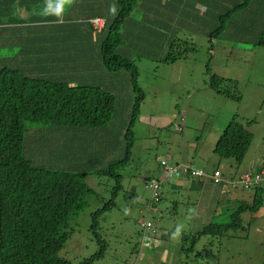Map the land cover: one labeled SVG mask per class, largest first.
Here are the masks:
<instances>
[{"label":"trees","instance_id":"16d2710c","mask_svg":"<svg viewBox=\"0 0 264 264\" xmlns=\"http://www.w3.org/2000/svg\"><path fill=\"white\" fill-rule=\"evenodd\" d=\"M43 1L41 10L38 9L35 13L36 16L39 20H58L54 21V24L59 26L58 22L62 19L56 17L55 8ZM254 2L255 0H218L211 4L210 0H114L115 15L110 11L112 5L108 14L104 10L93 11L94 13L89 14L90 17L82 16L79 18L81 21L73 20L71 25L72 16L79 12L87 16V11L93 8V0H83L77 9H72L70 18L63 19L65 24L69 22L64 28L72 33V40L82 50L75 52V58H72L69 64L64 67H61L60 63L57 66L48 64L32 71L27 70V67L15 70L7 67L0 69V264H72L71 261L60 258L59 254L71 235L68 231L71 221L88 207V199L95 192L86 183V173L64 172L47 167H56L55 162L37 166L30 158L33 152L47 157L50 150L46 148L47 143L58 135L69 134L63 130H74L76 133L86 131L92 136L91 145L94 141L99 142L98 145L101 143L102 137L97 135L105 125L111 126L112 129L121 128L124 133L117 145L123 148V154L110 163L109 167L97 171L99 176H109L116 180V186L112 200L94 213L92 227L99 228L97 219L112 208L116 195L123 189L121 172L128 169L126 166L132 157L135 142L132 128L139 118L141 103L144 100V93L138 81L140 71L125 43L128 36L132 35L127 33L128 23H134V46L149 47L151 52L161 56L160 63L174 64L197 51L191 39L183 37L190 24L198 29L202 28L209 38L211 49L218 38H235L250 43L255 48H264V22L260 23V33L255 32L250 21H258V17L247 13L252 9ZM156 3L164 5L162 13L154 9L153 5ZM204 5L212 7L201 14L200 7ZM25 6L27 10V5L23 4L17 11L20 13V9ZM45 7L49 11L48 16L41 15ZM140 10L144 12L142 20L136 17ZM8 16H11L9 19L12 18V26L32 21V18L26 15V19L19 18L18 21L21 22H16L12 9L0 21ZM95 18L105 21L101 32L95 31L90 23V20ZM33 19L37 21L38 18L33 16ZM4 22L7 24L8 20ZM59 42L60 40L58 45ZM87 49L91 51V56L85 53ZM210 64L211 59L207 65L210 88L229 99L240 101L238 85L233 86L236 81L211 73ZM63 73L64 75H61ZM108 84L115 88L119 85L121 89L117 94L106 91L102 86L107 88ZM129 90L133 91L135 96L132 102L123 108L121 99L124 97L121 95ZM118 111H122V117L129 120L116 127L112 120ZM49 132L63 133L54 136ZM77 139L84 144L82 146H86V137ZM29 141L31 145L28 144ZM252 142L251 131L238 117H234L216 143L214 152L223 159L235 160L237 167H240ZM117 147L115 146L114 150L107 149L108 154L116 152ZM64 151L63 157L62 154L55 155L56 159L64 160ZM79 153H83L82 148ZM99 153L101 154L98 159L109 156L101 151ZM69 156L66 159H74L76 162L75 152ZM161 167L164 169L165 180L177 178L174 175L166 176V169L163 165ZM74 168L76 167L71 169ZM204 178L219 187V192H224V186L229 185L223 175L224 182L220 184H215L213 179L207 176L197 178L189 174L183 175V179L194 183ZM154 180L160 184L158 200L153 198V203L149 206L156 211L154 206H159L162 201V184L165 180H162L161 176ZM151 181L146 184L149 189ZM253 191V203L242 200L238 209L230 215L229 223H211L195 233L194 237H191L192 246L188 249L182 247V254L189 255V251L194 252L200 237L221 238L231 230L238 231L242 228V214L247 211L257 214L264 204V187L259 186ZM94 235L100 245L99 251L79 264H96L105 257L107 240L103 239L99 230ZM186 240L188 237L183 239Z\"/></svg>","mask_w":264,"mask_h":264},{"label":"rangeland","instance_id":"374dc122","mask_svg":"<svg viewBox=\"0 0 264 264\" xmlns=\"http://www.w3.org/2000/svg\"><path fill=\"white\" fill-rule=\"evenodd\" d=\"M210 1L214 4L218 0ZM61 2L62 0H50L46 3L52 5L56 12ZM82 2L83 0H71L70 6L65 5L63 15L68 18L72 9H77ZM23 4L19 0H12L14 6L12 12L15 15L13 19L16 22H20L19 18L26 19L23 13L27 10L30 18L33 16L38 18L35 13L38 9L41 10V0L33 3L36 6L34 8L27 6L26 10V6L22 7L20 15L17 9ZM113 4L114 0H99L97 6L105 8ZM163 6L160 3L153 5L158 13L163 12ZM210 7L212 5H204L200 7L199 12L203 14ZM87 12L92 13L93 10ZM247 13L258 17L259 22H250L254 31L260 33V23L264 22V0H255L252 9ZM143 16L142 10L136 15L138 20H142ZM9 17L11 16L6 17L5 21L12 20ZM38 22L39 24L13 25L12 34H22L30 43L35 41L31 46L29 43V48H36L39 44L48 49L57 48L56 39L67 32H60L54 41H48L49 32L43 30L46 26L39 18ZM60 27L63 25L60 24ZM126 29L127 33L133 35L134 23H128ZM132 35L128 36L125 43L139 68L138 81L144 93V100L141 103L139 118L132 128L135 136L132 157L126 166L128 169L121 172L123 189L116 195L112 208L97 219L100 229L92 227L93 215L112 200L116 180L109 176H99L97 171L109 167L110 163L117 160L123 154V148L117 147L116 152L107 157L100 159L96 157L101 154L100 151L104 152L108 148L114 150L124 135L122 129L118 128L119 133L118 129L103 126L104 128L100 129L102 132L97 135L99 138L102 137L100 147L97 144L93 145L82 154L79 150L83 144L74 141L72 144H77L74 169L70 167L71 159L67 165L63 164L64 160L56 159L55 155L63 154L61 149L63 145L60 141L58 148L46 145V148L50 149L47 157H42L37 152H33L30 157L37 166L55 162L56 167H47L64 172L86 173V183L95 192L88 199V207L71 221L68 228L71 235L59 254L60 258L69 260L72 264H79L83 259L90 258L99 251L100 245L94 235L98 230L103 239L107 240L108 247L103 260L96 264H161L156 254L161 250L159 240L161 244L165 234L171 236L167 239L171 245H180L186 249L192 246L191 237L198 232L197 229L202 223L195 220L198 208L195 205H188L183 188L172 187L177 184L178 178L163 181L162 201L159 206H154L156 211L149 206L153 203L151 201L153 197L151 189L147 188L146 184L151 181L150 179H157L162 175L164 170L160 165L162 161L172 164L184 156L187 162L205 169L208 177L211 178L218 169L229 181V185L224 186L223 195L229 199L231 195H235L236 203L228 204L220 197L221 203L219 205L216 203L214 207L216 212H211L212 220L202 225L200 231L203 226L211 223H229L230 215L238 209L242 200L249 204L253 203L254 191L243 188L241 176L252 168L264 169V48H255L252 44L235 38L230 40L218 38L211 49L209 38L203 33L202 28L198 29L197 26L190 24L183 37L191 39L197 51L174 64L160 63L161 56L151 52L149 47L134 46L136 40ZM22 46L2 49V56L14 61L13 65L6 66L7 68L15 70L21 66L22 62L12 55L24 51ZM69 48L71 46L68 41L62 38L59 42V51L64 52V49ZM210 59L211 73L236 81L233 86L238 85L240 101L229 99L210 88V74L207 72ZM34 66L35 64L28 63L22 67L32 71ZM102 87L116 94L121 89L119 85L115 88L110 84L107 85L108 89L105 85ZM121 96L124 97L121 99V105L125 108L132 102L135 94L129 90ZM121 112L118 111L112 120L116 127L129 120L122 117ZM234 117H238L253 134V142L240 167H237L235 160L223 159L214 152L216 143ZM182 123L185 129L179 132V125ZM79 136L80 138L90 136L91 141L93 140L86 131H79ZM57 137L62 138V135ZM28 144L31 145V141ZM201 180L210 187L213 186L206 178ZM155 185L159 186L158 183ZM198 193L199 191H194L192 194L196 196ZM242 219L243 227L238 231L231 230L221 238L200 237L194 252L189 251V255L181 253L182 256L177 257L176 264H264V204L257 214L249 211L243 213ZM147 221L151 222L150 231L142 228ZM177 227L180 228V235L174 239L173 234ZM162 229L165 231H161ZM152 231L155 234H151ZM146 234H150L152 238L148 246L142 242ZM185 237H188V240L183 241Z\"/></svg>","mask_w":264,"mask_h":264},{"label":"crops","instance_id":"0c3cea01","mask_svg":"<svg viewBox=\"0 0 264 264\" xmlns=\"http://www.w3.org/2000/svg\"><path fill=\"white\" fill-rule=\"evenodd\" d=\"M16 1H18V0H16ZM41 1L43 4L44 1L43 0H41ZM45 1L48 2L50 0H45ZM19 2L24 3L27 6L30 5L32 7H36L33 3L37 2V0H19ZM93 2H94V5H93L92 10L94 12L104 10V11H106L107 14L109 13V6H105V8H102V7L97 6L99 0H93ZM11 9H12L11 0H0V19L4 18L6 13H9L11 11ZM94 12H92V13H94ZM28 13H29V11L27 13H23V16H26V15L28 16ZM89 14L90 13H88L86 16L84 13L79 12L78 14L72 16V19H71L72 22H70L71 25L73 23V20L81 21L79 18H81L82 16H85V18H88V17H90ZM20 15H21V13H20ZM60 18L62 19V21L60 20L58 22L59 26L54 24V21L57 22L58 20L53 21L52 19H49V18H44L43 20H40V22L46 26V28L43 30H45L46 32H49V36L47 38L48 41H54L60 32H62V33L67 32V33L61 35L58 39H56V41H59V40L62 41V38H64L65 40L68 41V44L71 46V48L68 49L69 51L64 49L63 50L64 52L59 51L58 43H57L58 49L57 48L48 49V48H45L44 46H41L40 44L36 48H29L28 45H29L30 41L26 36H24L22 34H17V35L12 34V27L13 26L11 25V23H12L11 20H8L7 24H6V22H4L5 20L0 21V69L4 68L6 66H8V67L12 66L14 63V61L11 60L10 58H8L7 56L6 57L2 56V49H5L6 47L8 48V47L17 46V45H23L22 48L24 51H20L17 53V55H14V56L12 55V57L17 58L20 62H22L20 67H22V65H26V64L30 63V64H35L34 70H38L41 67L44 68L48 64L57 66L58 63H60L61 67H64L66 64H69L71 62V60H73L75 58V52H82V50H80V47L72 40V37H73L72 33L70 34L69 30L64 28V26H67V24H69V22L67 24H65L63 22V19L65 20V16L62 14V16ZM68 18H70V15L68 16ZM95 19H97V18H95ZM92 20H94V19H91L90 23ZM23 23L24 22H22V24ZM28 24L29 25L39 24V22H38V19L36 21L32 18V21ZM28 24H24V25H28ZM60 24H62L63 27H60ZM8 39H11L10 42H7ZM4 41H5V44H4ZM34 42H31L30 46L33 45ZM9 45H12V46H9ZM94 46L95 45H93V47ZM94 48L98 49V47H94ZM98 51H97V54H98ZM85 53L87 55L91 56V51L89 49H87L85 51ZM61 75H64V73ZM43 78H45V76H43ZM101 81H102V79H101ZM73 82H75V81H73ZM89 82H94V81H89ZM89 82H87V83H89ZM127 124H126V126H127ZM63 132H68L71 136L67 133H64V134H62V136H67L69 138L55 137L54 139H51L47 143V145L50 146V148H58L60 145L58 143V141H60V143L63 145L61 147V149H62V151L65 150L64 152L66 154V156L64 158L65 162L63 164L67 165L70 162L68 159H66V157L77 151L76 147H75V146H77V144H72V143L74 141L79 143L80 141L77 138H80V136H79V133H76L74 130H71V131L63 130ZM63 132H58V133L49 132V134L56 136L57 134H60ZM104 142L106 144L105 139H104ZM85 143H86L85 144L86 146L81 145V147H80L83 149V151L85 149L91 148L93 145H96V144L98 145L99 142L96 143V141H94L93 144L91 145L92 141H91V138L89 137V138H86ZM100 145H101V143L98 145V147H100ZM117 145H116V147H117ZM104 153L109 155L107 150L104 151ZM96 158L98 159V157H96ZM97 159H94V160L97 161ZM181 159H182L183 163L191 164V163L187 162V160H185L184 156L183 157L181 156ZM71 160H72V162L70 163V167H75V165H74L75 160L74 159H71ZM192 165H194V164H192ZM194 167L198 168L195 165H194ZM198 169H201V168H198ZM203 170H205V169H203ZM161 179L165 180L163 173L161 175ZM165 181H168V180H165ZM227 183L229 184V181H227ZM162 186H164V185L162 184ZM172 187L173 188H183V190L186 193V201L189 204L195 205L198 208L197 216H196L195 220H197L198 223L199 222L202 223L199 226V228L197 229L198 232H200V228L202 227V225H206L210 220H212L211 212L212 211L216 212L214 207H215L216 203H218V205L221 203L220 197H222L223 201L227 202L228 204L232 203V202L236 203V201H237V197L235 195H233V196L231 195V198L229 199L228 196L225 197L223 195V192H219V187H216L215 185L210 187L209 184H207L206 182H203V181H200V182L197 181L194 183V182H190V181L183 179V178H178L177 184L175 186L173 185ZM194 191H199V193L196 196H194L192 194ZM231 194H233V193H231ZM203 228H204V226H203ZM161 231H165V230L162 229ZM162 235L163 234H161V236ZM170 237L171 236L169 234H165L162 237L163 242L161 244H160V240H159V245H161V247H160L161 250L159 252H157L156 257L160 261L161 264H176L177 257L182 256V254H181L182 253V247L180 245H175V246L171 245L167 240Z\"/></svg>","mask_w":264,"mask_h":264},{"label":"built area","instance_id":"2783aa9c","mask_svg":"<svg viewBox=\"0 0 264 264\" xmlns=\"http://www.w3.org/2000/svg\"><path fill=\"white\" fill-rule=\"evenodd\" d=\"M100 23L96 21V26L99 30H101ZM162 165L165 167L168 176H180V175H190L192 177H205V173L201 170L193 169L188 165L178 164V165H169L166 161L162 162ZM215 184H220L221 182H224L222 178V173L219 170H216L214 174L211 177ZM241 183L245 190H254L258 188L259 186H264V169H250L246 173H244L241 176ZM228 184V183H227ZM234 187V186H233ZM153 191V198H156V201L158 200V186L155 185V183L152 184L150 187ZM142 228L149 230L151 229V222L147 221L146 224L142 225ZM151 234H155L154 231H152ZM151 235H145L144 240L142 241L144 245L148 246L151 241ZM145 242V243H144Z\"/></svg>","mask_w":264,"mask_h":264},{"label":"clouds","instance_id":"9594fccd","mask_svg":"<svg viewBox=\"0 0 264 264\" xmlns=\"http://www.w3.org/2000/svg\"><path fill=\"white\" fill-rule=\"evenodd\" d=\"M66 4H67L68 6H70V5H71V0H62L60 6H59V7L57 8V10H56V17H57V18H60V17L62 16ZM110 11L112 12L113 15L116 14V8H115V5H113V7L110 9ZM41 15H44V16H48V15H50V14H49V11H48V9H47L46 7L44 8V10H43V12L41 13ZM96 21L99 22V23H100L99 25L102 26V27H101V30H99V29L97 28L98 26H96ZM91 23H92V25H93V27H94V30H95V31H98V32H101L102 29H103L104 26H105V21H104L103 19H101V18L94 19V20L91 21ZM184 129H185L184 124H183V123L180 124V125H179V132L184 131ZM162 162H163V161H162ZM162 162H161V165H162ZM178 164L188 165V166H190V167L193 168V169L201 170V169H198V168L194 167V165H192V164H185V163H183L182 159H180V160H178V161L175 160V162H173L172 164H169V165H178ZM164 168H165V167H164ZM201 171H203V172L205 173V176H207V173L205 172V170H201ZM215 171H216V170H215ZM215 171H214V172H215ZM219 171H220V170H219ZM183 175H184V174H183ZM183 175L176 176V177H177V178H183ZM166 176H167V175H166ZM207 177H208V176H207ZM153 183H156V181H155L154 179L151 181V185H150V187L152 186ZM157 183H158V182H157ZM158 184H159V183H158ZM159 185H160V184H159ZM262 187H264V186H262ZM158 188H159V186H158ZM150 189H151V188H150ZM254 190H255V189H254ZM151 191H152V189H151ZM250 191H253V190H250ZM152 192H153V191H152ZM125 212L127 213V210H125ZM179 235H180V228L177 227L176 232L173 234V238L175 239V238L178 237Z\"/></svg>","mask_w":264,"mask_h":264}]
</instances>
